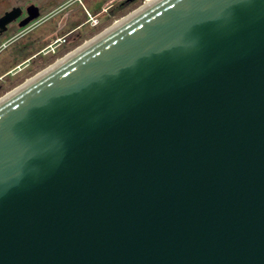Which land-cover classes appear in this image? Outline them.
I'll use <instances>...</instances> for the list:
<instances>
[{
  "label": "water",
  "instance_id": "obj_1",
  "mask_svg": "<svg viewBox=\"0 0 264 264\" xmlns=\"http://www.w3.org/2000/svg\"><path fill=\"white\" fill-rule=\"evenodd\" d=\"M0 264H264V0H154L2 97Z\"/></svg>",
  "mask_w": 264,
  "mask_h": 264
},
{
  "label": "rangeland",
  "instance_id": "obj_2",
  "mask_svg": "<svg viewBox=\"0 0 264 264\" xmlns=\"http://www.w3.org/2000/svg\"><path fill=\"white\" fill-rule=\"evenodd\" d=\"M38 4H41L45 0H33ZM68 0H53L52 7L48 8L45 11L41 12V16L44 19V15L48 13L53 7L62 4L63 2ZM70 1V0H69ZM110 0H81L83 6L78 5L77 1L71 5L68 9L64 10V8L57 14H50L48 19H46L43 23L36 26L32 31L27 33L26 35L19 38L14 45L20 44H30L42 38L47 31L52 30L57 22L63 17L64 14H68L66 19V27L64 29V33L71 32L68 37V46H63L57 50V55L49 59V57L42 58L35 65L23 69L18 72L14 77L7 76L3 78L0 82V98L24 83L26 80L34 77L36 74L44 70L49 65H52L56 62L57 59L64 57L66 54L81 46L84 42L90 40L92 37L102 32L106 28L110 27L115 21L121 19L122 17L132 13L136 9H138L141 3H130L125 6L122 10L118 9L120 4L114 6L109 14H102L98 16L100 20V26L96 28H91L89 24L85 23L88 19L85 11H87L91 16L98 13L103 6H105ZM126 0H122L124 2ZM72 2V0L70 1ZM44 6V5H43ZM45 8V6H44ZM64 10V11H63ZM41 19V20H42ZM112 19V20H111ZM82 23H84L82 25ZM4 41V37L0 38V43ZM48 60V62H46ZM45 62V63H43ZM42 63V64H41ZM17 61L8 58L6 52H0V76L8 72L11 68L16 66Z\"/></svg>",
  "mask_w": 264,
  "mask_h": 264
},
{
  "label": "built area",
  "instance_id": "obj_3",
  "mask_svg": "<svg viewBox=\"0 0 264 264\" xmlns=\"http://www.w3.org/2000/svg\"><path fill=\"white\" fill-rule=\"evenodd\" d=\"M77 1L78 5L83 6L81 3V0H72V2H67L65 4L64 10L68 9L72 4ZM145 0H135L133 3H141ZM122 0H110L105 6L101 8V10L95 14L90 15L87 11H85L86 16L88 19L85 21V23L89 24L91 28H96L100 26V20L98 16L102 14H109V11L116 5L120 4ZM63 10V11H64ZM69 14V13H68ZM68 14H64L63 17L57 22L55 27L47 31V33L40 38L39 40L32 42L30 44H20V45H9V44H3L0 48V52L4 51L6 52L8 58L17 61L16 69L14 71L20 72L26 67L30 66L31 64L38 61V59L41 56H47L50 54H54L57 52V50L63 46H65L68 42V37L71 32L64 33V29L66 27V19L68 17ZM47 18L40 19L39 21H36L32 24H30L28 27L24 29L22 34L29 33L32 31L36 26L43 23ZM84 24V23H83Z\"/></svg>",
  "mask_w": 264,
  "mask_h": 264
},
{
  "label": "flooded vegetation",
  "instance_id": "obj_4",
  "mask_svg": "<svg viewBox=\"0 0 264 264\" xmlns=\"http://www.w3.org/2000/svg\"><path fill=\"white\" fill-rule=\"evenodd\" d=\"M70 1L69 0L65 1L62 4H59L58 6L53 7L48 13H46L44 15V17L47 18L49 16H52L50 14H52L53 12H54L53 14L59 13L63 8H65V4L67 2L69 3ZM52 2H53V0H45L41 4H38L36 1H33V0H0V17L4 16L8 12H11L12 10H19V13H20V16L17 19H15L14 21L7 24L4 28V30H0V38L4 37V41L0 43V48L3 44L13 45L14 42H16L19 38H21L22 36L27 34V33L22 34V32L30 24L24 28H19V24L28 17L27 11L29 10L30 6H35L39 10V18L34 21V22H36V21H39L40 19L43 18V17H40L42 11H45L48 8L52 7V5H51ZM73 4L74 3H72L70 5H73ZM43 5L45 6V8ZM34 22H32V23H34ZM82 25H83V23H82ZM65 46H68V42ZM56 55H57V52L54 54L47 55V56H41L38 59V61H36L35 63L31 64L30 66H28L26 68H29V67L35 65L42 58H46V57L50 56L49 59H51L52 57H55ZM46 62H48V60H46ZM43 63H45V62H43ZM15 69H16V66L11 68L5 74L1 75L0 76V82L3 80V78H6L7 76L14 77L18 73L16 71H14Z\"/></svg>",
  "mask_w": 264,
  "mask_h": 264
},
{
  "label": "bare ground",
  "instance_id": "obj_5",
  "mask_svg": "<svg viewBox=\"0 0 264 264\" xmlns=\"http://www.w3.org/2000/svg\"><path fill=\"white\" fill-rule=\"evenodd\" d=\"M152 1H154V0H145L144 2H142L141 6H140L138 9H136V10L133 11L132 13H129L128 15L130 16V15L134 14V13H135L136 11H138L140 8L144 7L145 5H148V4L151 3ZM128 15H126V16H124V17H127ZM124 17H122L121 19H123ZM119 20H120V19H119ZM119 20H117V21H119ZM117 21H115L114 23H116ZM114 23H113V24H114ZM113 24H112V25H113ZM106 29H107V28H106ZM98 34H99V33H98ZM94 37H95V36H94ZM92 38H93V37H92ZM92 38H91V39H92ZM88 41H89V40H88ZM86 42H87V41H86ZM86 42H84V43H86ZM84 43H83V44H84ZM83 44H82V45H83ZM79 47H80V46H79ZM79 47H78V48H79ZM76 49H77V48H75L74 50H72L71 52H69L68 54H66L64 57L68 56L70 53H72V52L75 51ZM64 57L57 59L56 62H54V63H57L58 61H60V60L63 59ZM54 63H53V64H54ZM53 64H52V65H53ZM52 65H49L48 67H51ZM48 67H46L45 69H47ZM45 69H44V70H45ZM44 70H42V71H44ZM42 71H41V72H42ZM41 72H39V73H41ZM39 73H38V74H39ZM38 74H36V75H38ZM36 75H35V76H36ZM35 76H34V77H35ZM30 79H32V78H30ZM30 79H28V80H26V81H29ZM26 81H25L24 83H26ZM24 83H22V84H24ZM22 84H21V85H22ZM19 86H20V85H19ZM19 86H18V87H19ZM15 89H16V88H15ZM7 94H8V93H7ZM4 96H5V95H4ZM4 96H3V97H4ZM1 98H2V97H1ZM1 98H0V99H1Z\"/></svg>",
  "mask_w": 264,
  "mask_h": 264
},
{
  "label": "trees",
  "instance_id": "obj_6",
  "mask_svg": "<svg viewBox=\"0 0 264 264\" xmlns=\"http://www.w3.org/2000/svg\"><path fill=\"white\" fill-rule=\"evenodd\" d=\"M133 2H135V0H131L130 2L127 1V0L124 1V2H121L120 7L118 9H121L122 10L125 6H127V5H129L130 3H133Z\"/></svg>",
  "mask_w": 264,
  "mask_h": 264
},
{
  "label": "crops",
  "instance_id": "obj_7",
  "mask_svg": "<svg viewBox=\"0 0 264 264\" xmlns=\"http://www.w3.org/2000/svg\"><path fill=\"white\" fill-rule=\"evenodd\" d=\"M97 14V13H96Z\"/></svg>",
  "mask_w": 264,
  "mask_h": 264
}]
</instances>
